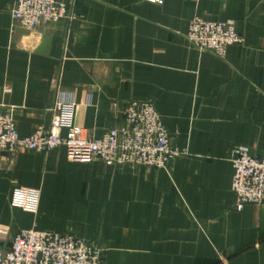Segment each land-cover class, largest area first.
<instances>
[{
    "label": "crops",
    "instance_id": "0c3cea01",
    "mask_svg": "<svg viewBox=\"0 0 264 264\" xmlns=\"http://www.w3.org/2000/svg\"><path fill=\"white\" fill-rule=\"evenodd\" d=\"M0 0V111L21 136L51 125L58 102L101 137L152 102L184 152L168 168L70 159L66 148L0 153V226L98 243L105 264H264V202L235 208L236 148L264 155V0H57L67 16L17 26ZM231 21L225 57L187 39L191 21ZM67 136L68 130L63 129ZM39 190L36 212L16 188Z\"/></svg>",
    "mask_w": 264,
    "mask_h": 264
},
{
    "label": "built area",
    "instance_id": "2783aa9c",
    "mask_svg": "<svg viewBox=\"0 0 264 264\" xmlns=\"http://www.w3.org/2000/svg\"><path fill=\"white\" fill-rule=\"evenodd\" d=\"M162 3L163 0H151ZM17 26L34 29L67 16L65 4L57 0H16L11 10ZM188 41L201 51L225 57L230 45L243 41L231 21H209L196 16L190 24ZM48 128L39 127L28 136L17 130L12 112L0 111V153L19 147L37 151L66 148L70 159L81 162L103 160L110 165H145L168 168L184 152L172 145V136L155 105L132 101L125 109L126 124L109 129L101 137L89 135L74 122L77 103L72 97L58 102ZM68 135L63 136L62 130ZM234 167L232 189L235 208L264 202V155L254 156L246 148H236L231 156ZM39 190L16 188L14 206L36 212ZM103 248L71 232L21 230L12 233L0 226V264H105Z\"/></svg>",
    "mask_w": 264,
    "mask_h": 264
}]
</instances>
